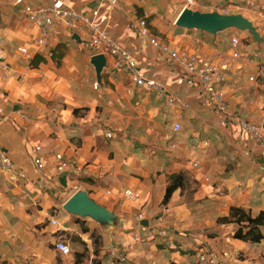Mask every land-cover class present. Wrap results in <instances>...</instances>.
<instances>
[{"label":"crops","instance_id":"obj_1","mask_svg":"<svg viewBox=\"0 0 264 264\" xmlns=\"http://www.w3.org/2000/svg\"><path fill=\"white\" fill-rule=\"evenodd\" d=\"M192 1L189 8L201 13H221L218 4H228L229 14L244 15L264 37V14L238 9L237 0ZM50 4V0H0V31L9 63V71L0 72V147L27 174L19 183H9L0 175V264H75L76 258L84 259L78 264H93L94 259L120 264L114 259L123 250L125 255L130 250L133 264H199L192 253L197 249L195 243L188 238L181 247L186 253L176 252L170 234L182 236L180 229L186 231L194 223L198 227L212 219L217 230L232 228L236 255L230 252L221 264H264V239L259 244L236 240L235 225L217 224L231 207L252 216L264 211V148L238 125L223 128L193 79L168 54L140 38L137 28L140 19L148 18L151 33L162 43L180 52L201 53L219 64L226 76L219 88L230 109L252 124L264 119V43L256 42L247 31L230 29L212 35L178 27L176 19L187 6L186 0H119L112 9L109 34L132 52L142 76L165 85L167 97L178 102L170 107L166 98L112 72L110 59L96 87V72L90 63L96 53L88 43L87 31L79 34L78 42L59 25L46 46L32 54L31 59L39 55L37 61L42 58L44 62L32 68L30 61L18 59L17 48L32 46L38 36L37 28L23 19V8ZM64 4L90 15L105 0H64ZM229 31L239 34L241 49L250 58L228 56L229 42L227 48L219 42L221 34ZM57 47L63 50L60 66L52 59ZM256 53L262 55L261 61L252 60ZM38 109L43 114L36 115ZM74 109L83 110L74 115ZM22 112L32 117L22 120ZM177 122L182 131L173 133ZM37 147L41 150L36 151ZM58 153L71 162L69 173H56ZM178 174L184 186L163 206L169 177ZM126 188L138 191L141 199L126 201L121 196ZM81 189L123 218L120 228L109 231H102L92 220L102 231L103 246L99 255L90 250L85 258L81 244L92 239L96 229L87 225L91 219L63 209ZM51 220H57L58 227ZM82 221L90 232L83 233ZM143 221L148 226H140ZM136 232L144 235V242L121 250ZM149 233L152 236L146 239ZM59 239L68 242L73 255L64 256L55 249Z\"/></svg>","mask_w":264,"mask_h":264},{"label":"built area","instance_id":"obj_2","mask_svg":"<svg viewBox=\"0 0 264 264\" xmlns=\"http://www.w3.org/2000/svg\"><path fill=\"white\" fill-rule=\"evenodd\" d=\"M48 6H31L23 8V19L27 23H31L38 30V36L32 46H20L17 48L16 57L30 61L33 52H38L47 44L50 34L57 26H63L70 33L80 34L88 32V43L96 54H104L111 61L112 72L116 74H124L137 86L146 90L155 92L159 97L167 99L170 107H175L178 102L173 97H167L165 85L152 78H146L138 71V64L132 52L118 40L113 39L109 34L110 20L112 9L118 4L119 0H105L103 7L93 10L90 15H87L75 8L68 7L64 4V0H50ZM238 9H246L258 11L264 14V0H237ZM193 3L192 0H186V5L189 7ZM218 10L223 15H230V7L228 4L219 3ZM219 13V12H218ZM138 36L146 39L147 42L157 51L168 54L172 63L180 70L185 72L193 79V83L198 86L206 97L207 103L211 106L214 113L218 116L220 125L223 128H228L230 125H238L258 146L264 148V129L261 124H252L242 117L234 113L226 100L224 91L219 88V85L226 81V76L219 64L209 61L206 56L198 52H180L169 45L162 43L150 31L147 19H140L138 22ZM228 56L231 59H248L250 55L241 49L242 41L238 36H229ZM5 38L0 31V72L9 71V63L4 50ZM217 56L223 58V53H218ZM253 61H261L262 55L259 53L251 56ZM254 81V77L250 78ZM98 87L99 83L96 82ZM182 108L188 109V105H181ZM43 114L41 109L36 111V115ZM21 119L32 117L30 113L22 112ZM182 125L177 122L173 126V133H180ZM111 134L108 136L110 137ZM41 148L37 147L36 151ZM196 150V146L192 147ZM40 168L42 163H38ZM195 167L198 163H195ZM55 171L56 173H69L73 167L71 162L65 158L64 154L58 153L55 155ZM0 175L9 183H19L27 179L26 172L17 166L13 159L5 153L0 147ZM45 182V179H43ZM121 196L129 202H138L141 199V194L133 189L126 188L121 191ZM138 221L143 220V215H138ZM53 227H58L57 220H51ZM151 233L146 237L150 239ZM145 239V240H146ZM144 235L141 232L133 233L129 239V243L124 248L128 249L131 245L142 244ZM55 249L64 256H69L72 253L71 246L63 239H59L55 243ZM124 250L116 252L117 260L120 264H130ZM226 252L223 257L228 256ZM198 261L202 264H218V259H208L203 252L198 255Z\"/></svg>","mask_w":264,"mask_h":264},{"label":"water","instance_id":"obj_3","mask_svg":"<svg viewBox=\"0 0 264 264\" xmlns=\"http://www.w3.org/2000/svg\"><path fill=\"white\" fill-rule=\"evenodd\" d=\"M176 25L188 30H199L212 35L230 29L247 31L256 42L264 43V37L260 35L254 24L241 14L223 15L216 11L201 13L193 11L186 6L179 14ZM71 38L74 41H81L80 36L76 33ZM90 63L95 69L98 83H102V74L108 64L106 56L104 54H95L92 56ZM261 125L264 129V119ZM63 209L70 215L95 221L102 231L118 229L123 224L121 216L95 202L88 192L82 189L78 190L66 201ZM141 225L148 226V221H143Z\"/></svg>","mask_w":264,"mask_h":264},{"label":"rangeland","instance_id":"obj_4","mask_svg":"<svg viewBox=\"0 0 264 264\" xmlns=\"http://www.w3.org/2000/svg\"><path fill=\"white\" fill-rule=\"evenodd\" d=\"M228 6H230V5H228ZM231 6L234 7V5H231ZM235 6H237V5H235ZM234 9H236V7ZM240 12H243V11L240 10ZM246 13L248 14V12H246ZM230 15H237V14H230ZM228 33H231V32L229 31L226 34H221L222 39L219 42V44L225 48L228 47L227 38L232 35V34H228ZM233 36L239 37V34L235 33V35H233ZM16 53H17V51H15V55H16ZM25 64L27 65V63H25ZM86 223L91 229H96L100 235L99 240L102 239V237H103L102 231L100 230L99 226L96 223H94L92 220H86ZM140 226H142V225H140ZM169 226L172 227L171 228L172 230H175V229L177 230V228L175 226L167 225V227H169ZM181 226L182 225H180V227ZM138 228L139 227L137 224V229ZM217 229H218V227H217L216 223L214 222V219H212L209 222L205 221V222L200 223L198 227H197L196 223H194V224H192V226H190L189 230H186V231L180 229L182 232L181 233L182 236H179V235L175 236L173 233H171L170 235L172 237H174L172 242L175 244V247H176L175 251L186 253V250H181V247L184 243H186V241H187L186 239L189 238L190 241H193V243H195L194 245L197 248L196 250L192 251L193 255L195 257H197V259H198L199 253L203 252L208 259H214V257H215L216 259H218V264H221L222 263L221 261L223 260V255L226 252H228L227 254L229 256H230V252H231L233 257L236 254H235V249H233L234 247L231 243V229L232 228L225 227L222 230H217ZM121 232H126V231L124 229H121ZM167 232H169V230H167ZM188 234H190V235H188ZM185 235H187V236H185ZM193 235H195L196 237H193ZM158 239H160V238H158ZM158 239H157V241H159ZM102 246H103V242H102ZM162 246L164 247V244ZM81 247H83L86 252L92 250L94 253L95 248H94V243H93L92 239H87V241L82 242ZM120 249L121 250L124 249V246L123 247L121 246ZM121 250H118V251H121ZM129 251H127L128 254L130 253ZM128 254L126 255V257L128 258V262H130V264H133V261L131 262V260H130L131 257ZM72 255H73V253H72ZM114 260L116 261L117 259H114ZM153 261L156 262L155 260H153ZM116 262L118 263L119 261H116ZM170 262L171 261H168L167 264H170ZM198 263L202 264L199 261H198ZM173 264H175V263H173Z\"/></svg>","mask_w":264,"mask_h":264},{"label":"trees","instance_id":"obj_5","mask_svg":"<svg viewBox=\"0 0 264 264\" xmlns=\"http://www.w3.org/2000/svg\"><path fill=\"white\" fill-rule=\"evenodd\" d=\"M148 19V18H147ZM219 34V33H218ZM217 35V34H216ZM245 43V41H243ZM63 51V50H62ZM61 51V47H57L52 53V59L55 63L60 66L61 59L63 58V52ZM39 55H35L34 58L30 60V66L32 68L37 67L40 63L44 62V59L39 58L37 61V57ZM83 109H74V115H78L79 111ZM85 111L88 110L87 108L84 109ZM183 176L178 175H171L169 177V183L166 188V192L164 198L162 200V205L167 206L169 201L171 200L173 194L183 188ZM79 220V219H78ZM218 225H235V230L233 231V238L236 240H240L243 242H249L252 244H259L264 239V233L262 232L261 228H264V211H261L258 215L252 216L251 214L247 213L242 208L231 207L230 213L227 217H221L217 219ZM82 231L83 233L90 232V229L85 226V222L82 221ZM99 232L94 230L91 232V238L94 243V254L97 256L102 248L101 239L99 240ZM82 241H79L81 243ZM84 251L81 255L85 258ZM84 259H75V264L83 262ZM93 264H101V261L98 259L93 260Z\"/></svg>","mask_w":264,"mask_h":264},{"label":"bare ground","instance_id":"obj_6","mask_svg":"<svg viewBox=\"0 0 264 264\" xmlns=\"http://www.w3.org/2000/svg\"><path fill=\"white\" fill-rule=\"evenodd\" d=\"M178 19H179V16L177 17V19H176V20L178 21Z\"/></svg>","mask_w":264,"mask_h":264}]
</instances>
